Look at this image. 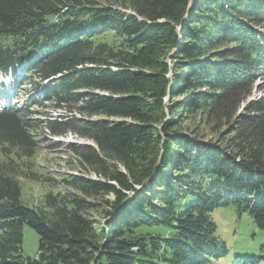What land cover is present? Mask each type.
<instances>
[{
	"label": "trees",
	"instance_id": "trees-1",
	"mask_svg": "<svg viewBox=\"0 0 264 264\" xmlns=\"http://www.w3.org/2000/svg\"><path fill=\"white\" fill-rule=\"evenodd\" d=\"M116 3L0 0V95L33 88L18 106L0 101V264H215L228 254L217 209L264 229V100L250 99L264 81V0ZM107 34L119 42H97ZM46 102L63 112L44 122L49 136L94 143L74 151L103 181L64 180L82 196L38 210L19 180L41 147L33 105ZM199 113L229 135H185ZM100 195L114 196L102 224L86 198Z\"/></svg>",
	"mask_w": 264,
	"mask_h": 264
},
{
	"label": "rangeland",
	"instance_id": "rangeland-1",
	"mask_svg": "<svg viewBox=\"0 0 264 264\" xmlns=\"http://www.w3.org/2000/svg\"><path fill=\"white\" fill-rule=\"evenodd\" d=\"M102 5L121 8L116 0H93ZM199 0H195L197 3ZM130 12V11H128ZM99 41L109 44L117 43L119 40L112 34L100 37ZM172 77V74L170 75ZM174 84V83H173ZM33 88L29 86L14 87L13 93L0 95L2 104H21L25 97L30 96ZM37 95H35V98ZM184 97H176L174 100H183ZM251 100H264V81H257ZM173 101V100H172ZM174 101V102H175ZM166 104H172L170 97L166 99ZM3 108V105H0ZM32 117L40 120L41 129L38 149L35 157L28 161L25 167L28 169L30 179L20 178V186L23 204L38 210L46 209L47 197L49 195L59 198L68 197L69 194L81 195L77 189L68 185L64 180L71 177H82L95 181H103L95 174L74 151L75 146L91 145L90 140L83 139L74 133H68L62 137L49 136L48 130L44 129L46 119L59 118L62 111L54 110L51 103L46 102L44 107L33 105ZM241 112L242 109L240 110ZM181 131L189 135L192 139L202 140L206 143H218L223 137L229 135L227 126H220L206 122V119L199 113L189 115L184 118ZM161 130V127L158 128ZM24 167V168H25ZM131 196L133 194L131 193ZM91 202L100 204L98 208L91 212V217L99 224L105 222L106 200H113V195H100L98 197H86ZM105 206V207H103ZM46 212H49L46 210ZM212 219L217 225V234L225 242L228 254L216 261L215 264H264V229L259 228L248 214L239 215L234 209L219 208L212 214ZM23 254L30 258H35L39 249V235L30 226L26 225L23 230Z\"/></svg>",
	"mask_w": 264,
	"mask_h": 264
},
{
	"label": "water",
	"instance_id": "water-1",
	"mask_svg": "<svg viewBox=\"0 0 264 264\" xmlns=\"http://www.w3.org/2000/svg\"><path fill=\"white\" fill-rule=\"evenodd\" d=\"M195 0H192V2L194 3Z\"/></svg>",
	"mask_w": 264,
	"mask_h": 264
}]
</instances>
